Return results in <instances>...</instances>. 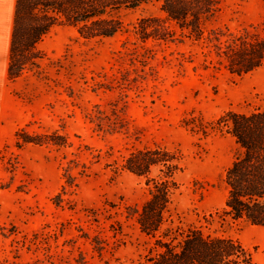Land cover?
I'll return each instance as SVG.
<instances>
[{
	"label": "rangeland",
	"instance_id": "rangeland-1",
	"mask_svg": "<svg viewBox=\"0 0 264 264\" xmlns=\"http://www.w3.org/2000/svg\"><path fill=\"white\" fill-rule=\"evenodd\" d=\"M14 1L0 0V264H147L154 239L128 216L148 199L146 179L123 168L146 148L178 159L159 235L180 240L198 227L264 264V228L226 214L223 179L237 146L214 130L228 111L264 110V64L231 75L179 32L141 43L137 20L163 17L145 6L120 11L126 30L111 38L52 27L11 80ZM218 1L207 30L264 33V0Z\"/></svg>",
	"mask_w": 264,
	"mask_h": 264
},
{
	"label": "trees",
	"instance_id": "trees-1",
	"mask_svg": "<svg viewBox=\"0 0 264 264\" xmlns=\"http://www.w3.org/2000/svg\"><path fill=\"white\" fill-rule=\"evenodd\" d=\"M145 6L156 7L163 17L137 20L133 34L141 43L173 42L179 32V42L186 39L205 45L214 62L231 75L242 76L264 64V33L207 30L220 11L218 0H15L8 79L17 78L35 60L36 44L52 27L68 25L84 39L111 38L126 30L116 16L120 11ZM214 130L225 131L237 146V156L223 179L226 214L232 220L264 228V110L248 114L228 111L216 120ZM123 168L146 179L148 199L128 216L135 218L140 233L154 239V254L147 264H256L237 242L211 236L198 227L187 229L180 240L159 235L176 190L174 176L179 166L173 154L160 148L142 149L130 153ZM153 170L157 174L151 177Z\"/></svg>",
	"mask_w": 264,
	"mask_h": 264
}]
</instances>
